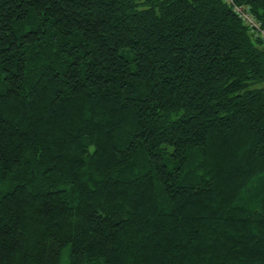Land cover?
<instances>
[{
	"label": "trees",
	"instance_id": "trees-1",
	"mask_svg": "<svg viewBox=\"0 0 264 264\" xmlns=\"http://www.w3.org/2000/svg\"><path fill=\"white\" fill-rule=\"evenodd\" d=\"M261 81L223 0H0V264H264Z\"/></svg>",
	"mask_w": 264,
	"mask_h": 264
},
{
	"label": "built area",
	"instance_id": "built-area-1",
	"mask_svg": "<svg viewBox=\"0 0 264 264\" xmlns=\"http://www.w3.org/2000/svg\"><path fill=\"white\" fill-rule=\"evenodd\" d=\"M223 2L248 27L253 37L260 38L264 41V25L250 12L248 6L238 4L235 0H223Z\"/></svg>",
	"mask_w": 264,
	"mask_h": 264
},
{
	"label": "rangeland",
	"instance_id": "rangeland-1",
	"mask_svg": "<svg viewBox=\"0 0 264 264\" xmlns=\"http://www.w3.org/2000/svg\"><path fill=\"white\" fill-rule=\"evenodd\" d=\"M254 87H264V81L256 82L249 86V88ZM60 264H68V250L66 247L62 250Z\"/></svg>",
	"mask_w": 264,
	"mask_h": 264
}]
</instances>
